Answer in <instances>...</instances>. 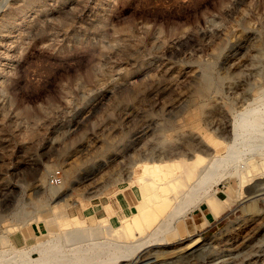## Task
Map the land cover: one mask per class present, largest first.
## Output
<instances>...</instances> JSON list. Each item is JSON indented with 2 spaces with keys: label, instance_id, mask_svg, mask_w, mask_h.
<instances>
[{
  "label": "rangeland",
  "instance_id": "374dc122",
  "mask_svg": "<svg viewBox=\"0 0 264 264\" xmlns=\"http://www.w3.org/2000/svg\"><path fill=\"white\" fill-rule=\"evenodd\" d=\"M0 3V264H264V0Z\"/></svg>",
  "mask_w": 264,
  "mask_h": 264
},
{
  "label": "bare ground",
  "instance_id": "6f19581e",
  "mask_svg": "<svg viewBox=\"0 0 264 264\" xmlns=\"http://www.w3.org/2000/svg\"><path fill=\"white\" fill-rule=\"evenodd\" d=\"M10 1V0H9ZM3 3H0V12L2 11V9H3ZM19 25V22L17 23V25L16 26H18ZM10 33L11 32H8V33H6V34H4L3 35V38H10ZM246 118L247 117H243L241 120H242V123L246 120ZM261 125V123L259 122V121H257V119H254L252 122H250V123H248L247 121H246V123H244V124H236L235 125V127H234V141H237L240 137H242V136H244V134L245 133H243L242 131L240 132V128H242V129H245V132H246V128H247V126L250 128H254V127H258V126H260ZM223 162H225V160H224V158H218V159H215V160H213V161H208V162H206V166L207 167H209V168H211V169H213L214 171V173H216V171H217V167L218 166H220V164H222ZM164 167H167V165H164ZM158 168H161V167H158ZM211 175H213V174H211ZM255 210V208L253 207V205H252V211H254ZM140 216V215H139ZM166 220V217L165 218H163V220L159 223V225H157V227H155L154 229H153V231L151 232V233H148V236H147V240L145 241V242H139V244H135V243H131V244H122V245H119V247L118 248H120L118 251H119V255L121 254V257H117V258H112L111 260H109L108 262H105V263H103V264H111V263H113V262H117V261H119V259L120 258H129V257H131L133 254H135L136 252H138L139 250H141L142 248H144L145 246H147L150 242H152V240L153 239H155L156 237H157V235L162 231V230H164L165 228H167V226H169L170 225V223L169 222H167V221H165ZM138 222V221H137ZM76 226V225H75ZM170 228V227H169ZM168 228V229H169ZM80 229V228H79ZM116 230V229H115ZM143 230V229H142ZM125 231V230H124ZM166 231V230H165ZM119 232V231H118ZM144 233V232H143ZM66 234H69L68 235V237L71 239V240H73L74 241V239L75 240H79V239H81V238H83L85 235V232H84V230L82 229V230H78V229H76V230H71V232H70V230H69V233H68V231L66 232ZM145 234V233H144ZM167 234H168V231H167ZM170 234V233H169ZM173 235V234H172ZM145 236V235H144ZM160 236V235H159ZM163 236V235H162ZM165 236V235H164ZM163 236V237H164ZM119 237V236H118ZM158 238V237H157ZM138 239V238H137ZM159 239V238H158ZM68 240V239H67ZM126 240V239H125ZM128 240H130V239H128ZM144 240V239H143ZM162 241V240H161ZM157 242H159V240L158 241H156V243ZM99 243V242H98ZM103 243V242H102ZM101 243V244H102ZM96 245V244H95ZM103 245V244H102ZM153 245V244H152ZM115 246V245H114ZM188 246V245H187ZM74 247V246H73ZM75 248H77V247H74V249ZM116 248V247H115ZM78 249V248H77ZM99 249V248H98ZM101 250V249H100ZM79 252H80V250H78ZM83 251V250H82ZM88 251V250H87ZM91 251V250H90ZM92 251H94V250H92ZM78 252V253H79ZM84 252H85V250L83 251V254H84ZM106 252V251H105ZM121 252V253H120ZM81 253V252H80ZM79 253V254H80ZM88 253V252H87ZM90 253V252H89ZM83 254H81V255H83ZM86 255V254H85ZM99 255V254H98ZM77 256V255H76ZM84 256V255H83ZM82 256V257H83ZM87 256H88V254H87ZM96 256V255H95ZM78 257V256H77ZM73 258L78 264H87V263H89L90 261V257H91V255H90V257H83V258ZM54 258V257H53ZM71 260H68V263L67 264H72V258H70ZM97 259V258H96ZM95 259V260H96ZM110 259V258H109ZM55 260V259H54ZM39 262V261H38ZM55 263V261L54 262H51V263H49V264H54ZM76 263V264H77Z\"/></svg>",
  "mask_w": 264,
  "mask_h": 264
},
{
  "label": "crops",
  "instance_id": "0c3cea01",
  "mask_svg": "<svg viewBox=\"0 0 264 264\" xmlns=\"http://www.w3.org/2000/svg\"><path fill=\"white\" fill-rule=\"evenodd\" d=\"M98 211H100V213H98ZM127 212H128V209H124L123 210V213H122V216L121 215L120 216H117L119 218V220H121L124 217L128 216V213ZM109 213L110 212H109L108 208L105 205L98 204V205L89 207L88 210H87V212H85V217L87 219H89L90 221H95V220H101V219H104V218H110L111 219V216L113 217V215L116 214L114 212L113 215H109ZM214 218H216V215H214ZM207 222L209 223L210 222V219H207Z\"/></svg>",
  "mask_w": 264,
  "mask_h": 264
},
{
  "label": "built area",
  "instance_id": "2783aa9c",
  "mask_svg": "<svg viewBox=\"0 0 264 264\" xmlns=\"http://www.w3.org/2000/svg\"><path fill=\"white\" fill-rule=\"evenodd\" d=\"M64 175L61 170H56L50 175V182L53 186H60L64 182Z\"/></svg>",
  "mask_w": 264,
  "mask_h": 264
}]
</instances>
